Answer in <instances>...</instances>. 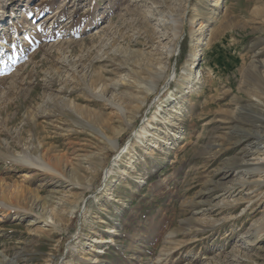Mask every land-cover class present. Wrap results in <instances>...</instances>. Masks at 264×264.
Listing matches in <instances>:
<instances>
[{
	"label": "rangeland",
	"instance_id": "obj_1",
	"mask_svg": "<svg viewBox=\"0 0 264 264\" xmlns=\"http://www.w3.org/2000/svg\"><path fill=\"white\" fill-rule=\"evenodd\" d=\"M6 11L0 264H264V0Z\"/></svg>",
	"mask_w": 264,
	"mask_h": 264
},
{
	"label": "bare ground",
	"instance_id": "obj_2",
	"mask_svg": "<svg viewBox=\"0 0 264 264\" xmlns=\"http://www.w3.org/2000/svg\"><path fill=\"white\" fill-rule=\"evenodd\" d=\"M9 0H4L3 1V7L0 8V16L2 15L5 16L7 14V11H6V7H7V3H8ZM2 4V3H1ZM217 6V5H216ZM173 24H174V29H175V35L176 37H178V33H179V29L178 27L176 26L175 28V25H176V21H173ZM203 25V24H202ZM205 26L201 27V29L203 30ZM200 29V30H201ZM205 29V28H204ZM192 68H193V65H192ZM256 128L258 130L254 131V130H245V129H240L238 132L239 134L241 135V141L240 143H244L245 146H244V149H249L250 150V154L252 153L251 151L253 152H261L262 154H264V119H261V121H259L257 124H256ZM238 130V129H237ZM243 151V150H242ZM246 152V153H248ZM254 154V153H253ZM252 154V156H253ZM261 154V156H262ZM246 155V154H245ZM246 157V156H244ZM247 158V157H246ZM258 158V157H257ZM255 157V160L257 159ZM251 159V158H250ZM248 160V159H247ZM247 160H242V158L239 160V162H237V167H239V170L242 169L244 166H246L247 170L249 172H252L253 174L255 175H258L260 173H264V157L263 158H260L258 159L257 161H254V162H251V161H247ZM231 163V162H230ZM236 163V162H235ZM235 165V164H234ZM252 166V167H251ZM233 167V166H232ZM249 167V168H248ZM245 168V169H246ZM244 169V171H245ZM243 170V169H242ZM227 172V171H226ZM246 174V173H245ZM225 176L226 174L223 176V179H225ZM235 176V175H234ZM261 176V175H260ZM259 176V177H260ZM227 182V181H226ZM258 184L260 185V187L264 186V179L263 178H259L258 179ZM218 184V183H217ZM246 184V183H245ZM220 187V186H219ZM244 187V186H243ZM223 188V187H222ZM220 192V191H218ZM210 193V192H209ZM251 193V192H250ZM249 193V194H250ZM257 193V192H256ZM248 194V195H249ZM247 195V194H246ZM263 195V194H262ZM255 197V196H254ZM251 198V197H250ZM258 198V197H257ZM247 199V198H246ZM238 204V203H237ZM241 205V203H240ZM241 217L244 216V214L242 215H239ZM257 232H260V228H258L256 230V233ZM255 233V232H254ZM101 243L103 242H106L105 240H102L100 241ZM195 251L192 250V255L195 254L194 253ZM198 253H200V250H198ZM191 256V255H190Z\"/></svg>",
	"mask_w": 264,
	"mask_h": 264
}]
</instances>
